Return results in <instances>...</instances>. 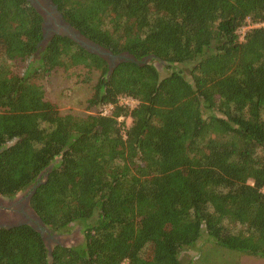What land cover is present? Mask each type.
<instances>
[{"label":"trees","instance_id":"16d2710c","mask_svg":"<svg viewBox=\"0 0 264 264\" xmlns=\"http://www.w3.org/2000/svg\"><path fill=\"white\" fill-rule=\"evenodd\" d=\"M53 1L83 35L136 60L109 73L69 36L42 47L36 7L0 0V195L53 163L31 206L51 231L83 234L50 256L32 225L2 226L0 264H185L204 234L264 259V0ZM248 19L257 25L241 37ZM150 55L190 77L139 62ZM79 65L100 73L94 112L63 114L33 77Z\"/></svg>","mask_w":264,"mask_h":264},{"label":"rangeland","instance_id":"374dc122","mask_svg":"<svg viewBox=\"0 0 264 264\" xmlns=\"http://www.w3.org/2000/svg\"><path fill=\"white\" fill-rule=\"evenodd\" d=\"M247 22L248 25L243 26L239 30L241 37L244 36L247 29L257 25L252 23L250 19H248ZM149 61L156 65L161 75H169L176 69L184 70L187 77H190L189 65H180L172 68L167 66V63L160 59H153V57H151L146 60V62ZM11 62V67L15 72H27L28 60H16ZM99 76L100 73L98 70H89L88 67L79 65L73 66L67 71L64 68H57L48 74L38 73L33 77V80L44 87L46 98L56 104L61 113L87 115L94 112V109L87 106V100L92 95L93 86L96 84ZM127 100L129 104H133L131 98ZM134 103L137 104L138 101ZM104 109L105 113L111 111L110 106ZM120 120H125L126 125L130 124L132 121L129 116H122ZM60 235L62 240L68 245L79 243L83 240L81 227L77 224L74 225L69 232ZM210 240L211 238L207 234H204V237L199 239L194 247L183 251L181 253L182 257L186 259L195 258L190 262L186 261L185 264H264L263 258L233 251L217 244L214 245Z\"/></svg>","mask_w":264,"mask_h":264},{"label":"water","instance_id":"95a60500","mask_svg":"<svg viewBox=\"0 0 264 264\" xmlns=\"http://www.w3.org/2000/svg\"><path fill=\"white\" fill-rule=\"evenodd\" d=\"M32 5L36 7V9L43 15V39L40 42V45L44 47L47 42L55 35L62 34L71 37L81 46L85 47L88 51L96 53L101 57L105 58L109 62V73L114 69V67L121 61L129 58L132 60H136L131 54L128 53H120L115 54L111 52L109 49L103 47L99 43L91 40L90 38L83 35L77 28H75L70 22L66 21L63 17L62 12L58 9L57 4L54 3L53 0H29ZM153 57L152 55L144 57L142 60H138L139 62H146L148 58ZM53 163L50 164L46 170H44L40 177L36 182L32 183L29 187L32 189L31 195L37 189V187L44 181L43 178L48 176V173L52 170ZM27 200H29V198ZM32 215L36 216V224L31 221H21L12 223L7 225V227L15 226L19 224H30L37 231H39L46 242V245L49 250V255L52 256L53 252V242L54 244L66 245V243L62 240L60 234H52L51 230L44 224L41 217L35 212L34 209L31 210ZM6 226V225H0Z\"/></svg>","mask_w":264,"mask_h":264},{"label":"flooded vegetation","instance_id":"af4514ba","mask_svg":"<svg viewBox=\"0 0 264 264\" xmlns=\"http://www.w3.org/2000/svg\"><path fill=\"white\" fill-rule=\"evenodd\" d=\"M125 60L132 59L127 58ZM31 192L32 189L27 187L25 190L19 192L13 197L0 195V225H6L4 227H7V225L18 222L19 220L31 221L36 224V216H33L31 213V210L33 209L30 203ZM28 197H30L29 200H27ZM51 233L57 234V232L53 231H51Z\"/></svg>","mask_w":264,"mask_h":264},{"label":"built area","instance_id":"2783aa9c","mask_svg":"<svg viewBox=\"0 0 264 264\" xmlns=\"http://www.w3.org/2000/svg\"><path fill=\"white\" fill-rule=\"evenodd\" d=\"M129 98H130V97H122V98L120 99V101H121V103H126V104H128V105H130V106H132V107L135 106L136 104H135L134 102L137 101V100L131 98L133 104H129V102H128V100H127V99H129Z\"/></svg>","mask_w":264,"mask_h":264}]
</instances>
